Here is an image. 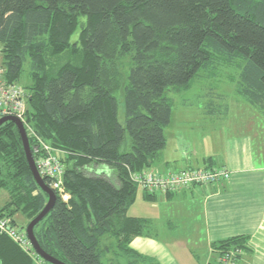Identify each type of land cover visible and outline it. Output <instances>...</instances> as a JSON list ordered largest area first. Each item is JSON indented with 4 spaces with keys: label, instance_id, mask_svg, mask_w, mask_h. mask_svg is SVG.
Instances as JSON below:
<instances>
[{
    "label": "trees",
    "instance_id": "16d2710c",
    "mask_svg": "<svg viewBox=\"0 0 264 264\" xmlns=\"http://www.w3.org/2000/svg\"><path fill=\"white\" fill-rule=\"evenodd\" d=\"M0 48L7 82L18 84L28 66L30 83L18 84L28 95L26 122L64 168L69 198L56 197L34 235L66 264H161L131 247L156 237L151 219L127 212L139 189L130 174L150 170L166 145L168 93L201 70L231 66L236 93L264 111V0H0ZM1 190L8 199L0 213L21 212L28 223L48 200L12 122L0 126ZM157 195L142 191L147 201ZM247 242L211 247L244 254ZM0 264L49 263L0 236Z\"/></svg>",
    "mask_w": 264,
    "mask_h": 264
},
{
    "label": "crops",
    "instance_id": "0c3cea01",
    "mask_svg": "<svg viewBox=\"0 0 264 264\" xmlns=\"http://www.w3.org/2000/svg\"><path fill=\"white\" fill-rule=\"evenodd\" d=\"M218 109L213 112L206 109L195 114L193 122L181 121L174 130L165 129L166 145L157 161L163 169L160 173H176L202 162L204 166L197 168H224L231 176L228 181L207 189L196 186L180 191L170 199L157 195L160 199L185 202L183 198H190L194 204L200 203L201 213L199 252L190 249L183 239L175 242L173 238L172 245L165 242L169 239L159 237L133 239V249L154 257L161 264H194V260L199 264L216 262L217 253L211 245L240 236L248 237L249 252L243 254L238 264H264V111L252 110L249 119L253 121H249L246 128L225 130L208 126L209 115L215 117ZM254 115L255 118L259 115L263 122L256 125ZM197 123L198 126H193ZM207 141H210V149ZM209 158L211 160L207 161ZM171 166L177 169H169ZM189 205L188 211L193 206ZM178 216L180 219L182 215Z\"/></svg>",
    "mask_w": 264,
    "mask_h": 264
},
{
    "label": "rangeland",
    "instance_id": "374dc122",
    "mask_svg": "<svg viewBox=\"0 0 264 264\" xmlns=\"http://www.w3.org/2000/svg\"><path fill=\"white\" fill-rule=\"evenodd\" d=\"M238 76L239 70L231 66H222L218 69H205L198 73L197 77L188 88L180 92L168 93L172 101V113L168 130H174L178 122L192 121L195 114L206 112V109L213 112L218 107L217 113H214L215 117L212 116V114L209 115L210 119L208 121V126H213L215 128L222 127L225 130H231V128H246L247 123L251 120L253 121V119H249V116L253 114L251 112H253L252 110L255 108L236 93V81ZM29 83L28 66L25 65L21 80L18 84L25 86ZM185 115L188 116L187 119L184 118ZM118 119L119 122H123L124 119L121 102H119L118 106ZM254 122L258 125L263 122V119L257 115ZM198 124L199 123L194 124L193 126H198ZM169 143L171 144V140H169ZM207 145L210 149V141H207ZM203 166L204 163L202 162H195V164L192 165L194 168ZM172 168L177 169L175 166L169 167V169ZM151 169L157 173L163 171L157 162H155ZM174 171L176 170L172 172ZM7 199V193L1 190L0 207ZM183 199H185L188 204L182 199L165 200L160 199V197L153 202L147 201L143 198L142 190L139 188L137 190L136 199L129 208L127 214L129 216L144 217L153 220L151 232L162 240L169 239L165 241L167 244L172 245L174 240L176 242L177 240L183 239L190 249L199 252L201 243L200 203L198 204L197 202V204H194V201L190 198ZM189 204L193 206L188 211ZM182 209L188 212H184ZM179 214L182 215L180 219L178 216ZM13 219L19 227L23 228H26L29 221V218L21 212H16L13 215ZM182 219H186L188 222L183 223ZM173 238L174 240H172ZM173 249L175 248L173 247ZM194 264H199V262L194 260ZM210 264H216V262L212 261Z\"/></svg>",
    "mask_w": 264,
    "mask_h": 264
},
{
    "label": "built area",
    "instance_id": "2783aa9c",
    "mask_svg": "<svg viewBox=\"0 0 264 264\" xmlns=\"http://www.w3.org/2000/svg\"><path fill=\"white\" fill-rule=\"evenodd\" d=\"M28 95L18 84L9 83L4 76L1 64L0 48V118L14 116L24 127L30 144L31 154L36 169L41 178H47L49 187L55 195L67 201L69 194L63 185L64 168L59 160V152L51 147L37 135L35 130L26 122ZM230 172L224 168H187L176 173L162 174L152 169L140 173H131L130 180L138 185L145 193L153 195L175 194L191 187L209 188L212 185L226 182L230 179ZM0 236L9 238L22 252L29 256L35 263H40V258L34 251L29 241L26 228L19 227L13 218L0 213ZM243 255L240 249L231 248L217 253V264H238L239 256Z\"/></svg>",
    "mask_w": 264,
    "mask_h": 264
},
{
    "label": "water",
    "instance_id": "95a60500",
    "mask_svg": "<svg viewBox=\"0 0 264 264\" xmlns=\"http://www.w3.org/2000/svg\"><path fill=\"white\" fill-rule=\"evenodd\" d=\"M5 122H12L15 125V127L18 131V134L20 136L22 148H23V151H24L30 172L34 178V181L36 182L39 189L43 193H45L47 195V198H48V200H47L44 208L41 210V212H39V214H37L27 224V226H26L27 236H28L35 252L38 254V256L42 260H44L45 262H47L49 264H66V263L48 255L47 253H45L41 249V247L39 246V244L35 238L34 227L50 213V211L52 210L57 198H56V195L53 192V190L45 184L43 178H41V176L39 175V173L36 169V166H35L32 154H31V150H30L29 140L27 138V135H26V132L24 130L22 122L14 116H6L3 118H0V126Z\"/></svg>",
    "mask_w": 264,
    "mask_h": 264
},
{
    "label": "bare ground",
    "instance_id": "6f19581e",
    "mask_svg": "<svg viewBox=\"0 0 264 264\" xmlns=\"http://www.w3.org/2000/svg\"><path fill=\"white\" fill-rule=\"evenodd\" d=\"M27 234V233H26ZM28 237V236H27ZM29 239V238H28ZM30 241V240H29ZM32 245V244H31ZM33 247V246H32ZM34 249V248H33ZM35 251V250H34ZM37 254V253H36ZM38 255V254H37ZM39 257V256H38ZM40 258V257H39ZM41 259V258H40ZM42 260V259H41Z\"/></svg>",
    "mask_w": 264,
    "mask_h": 264
}]
</instances>
